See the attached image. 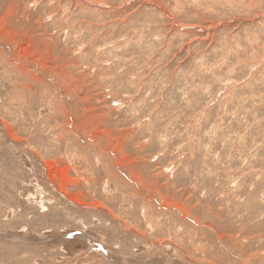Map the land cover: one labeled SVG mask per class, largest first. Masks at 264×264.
I'll return each mask as SVG.
<instances>
[{"label":"rangeland","instance_id":"obj_1","mask_svg":"<svg viewBox=\"0 0 264 264\" xmlns=\"http://www.w3.org/2000/svg\"><path fill=\"white\" fill-rule=\"evenodd\" d=\"M0 264H264V0H0Z\"/></svg>","mask_w":264,"mask_h":264},{"label":"bare ground","instance_id":"obj_2","mask_svg":"<svg viewBox=\"0 0 264 264\" xmlns=\"http://www.w3.org/2000/svg\"><path fill=\"white\" fill-rule=\"evenodd\" d=\"M64 180V179H63Z\"/></svg>","mask_w":264,"mask_h":264}]
</instances>
